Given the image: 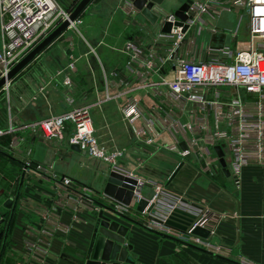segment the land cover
Instances as JSON below:
<instances>
[{"label":"crops","instance_id":"obj_1","mask_svg":"<svg viewBox=\"0 0 264 264\" xmlns=\"http://www.w3.org/2000/svg\"><path fill=\"white\" fill-rule=\"evenodd\" d=\"M57 1L71 12L80 0ZM123 1L93 0L81 15L77 33L67 29L9 82L7 90H0V130L5 131L0 136V264H85L91 258L99 227L96 211L82 208L56 209L47 216L42 213L64 192L57 184L62 177L88 192L94 202L105 206L104 216L127 229L124 246L131 247L128 256L133 264H264V166L244 167L239 190L229 188L231 182L223 170L198 175L196 163L182 165L173 178V173L164 178L168 171L163 156L168 152L159 150L148 156L123 122L120 107L124 97L118 94L136 85L125 68L123 44L130 41L144 50L156 49L162 56L168 45L157 39L160 18L154 10V23L141 13L128 19ZM175 1L181 5L186 0ZM204 19L215 26L214 32L207 27L198 34L193 27L188 34L198 50L233 47L246 39V18L239 27L238 15L232 12ZM236 30L232 36L230 32ZM72 63L75 71L69 70ZM66 76L72 78V87L63 86ZM135 96L143 108H152L154 99L149 93L135 91ZM76 107L90 108L92 126L103 147L122 150L118 165L123 169L130 170L143 159L134 171L138 176L166 184L218 210L237 213L236 221L226 220L222 225L220 231L227 237L212 240L223 247L222 255L204 253L163 236L148 228L150 220L137 213L129 215L132 222L114 216L106 207L112 198L103 194L110 166L70 148L72 127L67 125L61 138L51 144L38 130L29 129ZM10 124L13 134L6 131ZM16 135L23 137V142L13 150L11 142ZM157 140L162 143L167 138ZM26 165L32 169L50 166V170L42 176L35 170L24 171ZM143 192L148 198L152 190L144 188Z\"/></svg>","mask_w":264,"mask_h":264},{"label":"built area","instance_id":"obj_2","mask_svg":"<svg viewBox=\"0 0 264 264\" xmlns=\"http://www.w3.org/2000/svg\"><path fill=\"white\" fill-rule=\"evenodd\" d=\"M122 10L128 19L140 13L128 0L123 1ZM152 10L160 18L157 39L168 45L162 56L156 49L144 50L130 41L123 44L125 68L136 85L130 88L119 82L127 87L118 94L124 97L121 118L148 156L159 150L175 153L179 164L196 163L194 169L198 175H212L223 169L215 151L220 147L231 185L239 190L244 167L264 166V0H192L185 12V31L183 26H174L177 21L174 12H165L159 5H154ZM222 12L237 14L238 27L246 18V39L237 41L233 47L198 50L195 40L188 37L190 30L196 27L199 34L210 27L214 32L215 26L204 17H218ZM69 14L57 0H0V78ZM165 23L171 24L168 33L161 31ZM79 24L81 21L77 18L67 29L77 33ZM236 33L237 30L230 32L232 36ZM166 66H169L167 70ZM69 70L75 71L73 63ZM62 84L72 87L73 80L66 76ZM8 86L9 83L2 89L7 90ZM135 91L152 96L151 109L143 108ZM67 125L72 127L69 145H78L90 160L108 164L109 173L135 182L129 204L108 200L110 205L106 207L111 214L129 218L130 214L137 213L150 220L152 226L148 228L186 247L213 255L223 254V247L213 244L212 240L227 237L220 230L226 220H237L236 212L218 210L166 184L138 176L134 171L142 166L143 159L130 170L120 167L118 160L123 156L122 150H108L100 144L88 107L71 108L29 129L38 130L44 141L51 144L61 138ZM6 131L15 133L12 124ZM4 132L0 130V136ZM160 136L167 141L157 143ZM22 142L23 137L16 135L11 148L18 149ZM28 169L44 176L50 166L38 165L32 169L26 165L24 171ZM57 184L64 192L51 208L42 210L45 216L56 209L77 211L85 208L96 211L97 215L103 213L105 206L94 202L90 194L79 189L71 179L62 177ZM144 188L152 190L148 198L143 195ZM142 200L146 206L138 211ZM150 206L152 209L148 211ZM196 229L206 236L194 234ZM232 233L237 234V227ZM231 239L236 241V237ZM28 247L33 248L32 245Z\"/></svg>","mask_w":264,"mask_h":264},{"label":"water","instance_id":"obj_3","mask_svg":"<svg viewBox=\"0 0 264 264\" xmlns=\"http://www.w3.org/2000/svg\"><path fill=\"white\" fill-rule=\"evenodd\" d=\"M93 0H80L74 9L70 12L68 18L59 24L52 32H50L45 38H43L36 46H34L18 63H16L6 74V76L0 78V90L18 74L25 67H27L37 56L47 48L57 37H59L63 32L67 30L71 22H74L84 10L91 4ZM132 5L140 11L141 15L148 19L149 22L154 23L156 21V15L151 13V9L154 5H160L163 0H128ZM192 0L184 1L175 11L174 15L177 18V21L174 23V26H183V31L187 29V25L184 23L187 20V15L185 14L188 11ZM171 24L165 23L161 29L162 32L168 33L170 31ZM182 150H185L186 147L183 143L180 144ZM70 148L76 152L84 154L80 150L78 145H70ZM215 151L220 156V164L222 170L226 176H228V171L225 168V161L222 158V151L220 147H216ZM187 159H190V156H187ZM182 164H179L175 171L173 172L171 178L177 173L181 168ZM135 182L131 179H128L120 174L110 172L106 178L105 186L103 188V193L108 197L123 203L129 204L132 196V190ZM11 201L7 202L8 206L11 205ZM146 206L145 201H141L137 210L142 211ZM152 209V206L149 207L148 211ZM13 213V208H12ZM99 218V227L97 229V235L92 241L91 248L92 254L91 258L86 261L85 264H133L128 256V252L131 249L130 246H124L125 243V234L127 229L123 226H119L117 222L111 221L109 218L103 215L102 212L98 214ZM126 220L133 221L130 218L123 217ZM3 223V220H0V224ZM7 233V231H6ZM196 235L206 236L205 232H202L199 229L194 231Z\"/></svg>","mask_w":264,"mask_h":264},{"label":"rangeland","instance_id":"obj_4","mask_svg":"<svg viewBox=\"0 0 264 264\" xmlns=\"http://www.w3.org/2000/svg\"><path fill=\"white\" fill-rule=\"evenodd\" d=\"M179 5H180V3L175 1V0H164V2L161 4V8L165 12H174L178 8ZM71 7H73V6H71ZM67 11L70 13V10H67ZM81 15L78 17L80 21L82 20ZM79 26H80V24L77 26V29H79ZM73 32H75V31H73ZM163 157H164L163 162L166 164L165 168L168 171L166 177H164V178H167L177 168L178 156L175 153H167ZM218 180L222 183L224 182L221 178H218ZM229 188H232V186L230 184H229Z\"/></svg>","mask_w":264,"mask_h":264}]
</instances>
